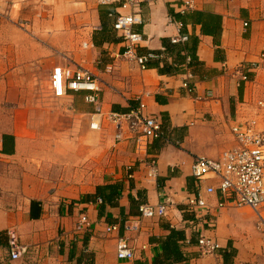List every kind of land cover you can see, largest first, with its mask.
I'll list each match as a JSON object with an SVG mask.
<instances>
[{"label":"crops","instance_id":"obj_1","mask_svg":"<svg viewBox=\"0 0 264 264\" xmlns=\"http://www.w3.org/2000/svg\"><path fill=\"white\" fill-rule=\"evenodd\" d=\"M185 1L0 2V264H159L172 229L183 232L187 260L164 264H264L251 208L253 215L229 224L220 214L241 207H219V194H205L210 208L199 217L186 203L216 183L196 180L195 160L235 148L234 125L264 120V0H194L184 12ZM133 12L143 19L133 27L143 36L138 53L159 56L146 69L124 57L127 44L114 27L119 14ZM176 36L184 40L174 44ZM183 52L194 59L192 93L183 87ZM58 66L86 68L100 79L99 130L91 128L97 106L86 102L87 91L54 95ZM141 103L163 122L150 158L136 153L128 129L117 140L108 118ZM152 159L156 178L148 175ZM162 201L171 203L167 216L141 215L143 204ZM82 214L90 226L78 232ZM111 225L118 229L108 232ZM11 230L29 248L19 260L10 258ZM119 236L130 241L134 259L117 257ZM202 236L221 249L202 253Z\"/></svg>","mask_w":264,"mask_h":264},{"label":"built area","instance_id":"obj_2","mask_svg":"<svg viewBox=\"0 0 264 264\" xmlns=\"http://www.w3.org/2000/svg\"><path fill=\"white\" fill-rule=\"evenodd\" d=\"M21 3L27 0H0V2ZM100 4H109L113 0H96ZM137 0H124L123 6H134ZM183 11L194 7V0L184 2ZM5 13L0 8V26ZM143 23V19L138 12L130 14H119L115 29L122 34L127 44L124 57L136 61L141 68L146 69L148 62L159 56L155 53L140 55L138 48L143 41V36L134 31L133 27ZM184 37L176 36L172 42L177 44L182 42ZM185 80L183 87L192 93L195 86L192 82L194 74L191 70L192 57L185 52ZM245 80L247 76L243 77ZM51 87L57 98L65 97L69 92L87 91L85 100L88 103L97 106V114L92 117L91 128L99 130L101 120L103 119L101 111L100 94L102 84L100 79L90 70L82 67L71 68L69 66L55 67L51 75ZM211 95V94H210ZM264 107V103H260ZM146 105L141 103L137 108H133L127 113L111 112L108 118L115 124L117 140H122L126 129L131 132L135 140V151L139 156L149 157L151 144L164 134L163 122L155 115L145 113ZM264 120L258 116L247 119L232 127V132L237 141V146L233 149L223 152L218 158L199 157L192 166L193 176L198 182L204 180H214L216 183L207 186L204 191L200 190L198 194H192L187 198L189 212L199 217L203 210L210 208L205 194H219L221 200L219 207H224L228 203L237 207L247 206L251 208L257 217V227L264 233ZM148 160V159H147ZM149 166V177L156 178L159 172L157 161L152 159L146 161ZM170 202L162 201L158 205L143 204L140 207L143 217H164L169 211ZM90 226L89 218L82 214L77 223L76 230L84 232ZM118 229L117 225H111L107 228L108 232ZM202 253L215 254L221 249L220 243L210 237L202 236L198 239ZM10 258L19 260L28 253L27 245L20 242L15 230L9 232ZM116 254L121 260H132L135 257L134 248L130 241L119 236L116 242Z\"/></svg>","mask_w":264,"mask_h":264},{"label":"trees","instance_id":"obj_3","mask_svg":"<svg viewBox=\"0 0 264 264\" xmlns=\"http://www.w3.org/2000/svg\"><path fill=\"white\" fill-rule=\"evenodd\" d=\"M193 60L194 59L192 57V62ZM109 189L111 190V196H115L116 194L119 193L116 191L115 186H111L109 187ZM101 195L105 199H107L106 194L101 192ZM33 208H37L38 210L40 209L39 206H33ZM182 239H184L183 232L180 230L172 229L171 234L162 242L163 254L159 255L157 262L159 264L172 263V262H176V263L185 262L187 258H185V256L183 255L179 246V241H181Z\"/></svg>","mask_w":264,"mask_h":264},{"label":"rangeland","instance_id":"obj_4","mask_svg":"<svg viewBox=\"0 0 264 264\" xmlns=\"http://www.w3.org/2000/svg\"><path fill=\"white\" fill-rule=\"evenodd\" d=\"M253 215L252 210L248 207H241V208H235V207H229L223 210V212L220 214V221L223 222L224 218L228 219V223L231 224L239 219L241 216H251ZM244 228V227H243ZM255 233L257 238L258 245H264V233L261 232L257 224L255 226Z\"/></svg>","mask_w":264,"mask_h":264}]
</instances>
